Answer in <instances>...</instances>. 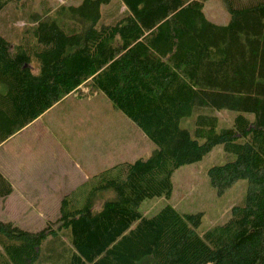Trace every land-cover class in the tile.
Segmentation results:
<instances>
[{
    "label": "trees",
    "instance_id": "trees-1",
    "mask_svg": "<svg viewBox=\"0 0 264 264\" xmlns=\"http://www.w3.org/2000/svg\"><path fill=\"white\" fill-rule=\"evenodd\" d=\"M206 1L82 0L45 6L18 42L0 34V144L86 85L156 146L93 176L84 202L66 196L43 230L0 220V264H264V0H221L224 25ZM222 109L237 112L231 125ZM218 144L236 158L209 169L217 193L248 181L226 222L201 231L202 212L140 210ZM12 191L0 171V198Z\"/></svg>",
    "mask_w": 264,
    "mask_h": 264
},
{
    "label": "crops",
    "instance_id": "crops-1",
    "mask_svg": "<svg viewBox=\"0 0 264 264\" xmlns=\"http://www.w3.org/2000/svg\"><path fill=\"white\" fill-rule=\"evenodd\" d=\"M110 104L103 92L84 85L0 144V171L13 186L5 201L0 198L1 221L5 218L29 231L43 230L60 217L66 196L80 193L85 196L82 201L86 200L92 191V176L117 164L143 159V131L121 110L113 106L139 130L127 123V139L121 146L125 158L113 159L109 134L86 123L88 116L96 113V123L102 125L99 119H103L107 124Z\"/></svg>",
    "mask_w": 264,
    "mask_h": 264
},
{
    "label": "rangeland",
    "instance_id": "rangeland-1",
    "mask_svg": "<svg viewBox=\"0 0 264 264\" xmlns=\"http://www.w3.org/2000/svg\"><path fill=\"white\" fill-rule=\"evenodd\" d=\"M81 1L82 0H19L18 2H11L0 11V34L18 42L20 38L29 34L26 30L31 28L32 15L41 13L45 6L53 9L62 4H78ZM115 1L116 0H114V2ZM117 6L118 4L114 3L109 8H106L104 12L108 9V11L116 14ZM204 13L208 20L216 24L224 25L229 21V14L221 0H207ZM22 34L23 36H21ZM97 104H100V101ZM101 107H103L101 109L104 113L106 110L104 109L105 106L103 105ZM115 111L113 105L110 104V117L107 124L103 119H99L103 122L102 125L96 123L98 118L96 113L92 118L88 116L86 123L95 131L100 130L101 132H107L109 134L108 140L111 143L110 154L115 156L113 159H118L124 157V154L121 155L123 153L121 146L123 140L126 141L127 139H125L124 136L125 127H127V123L134 124L123 116L121 117V114L119 115L121 112L117 111L116 113ZM114 113L116 114L114 115ZM216 115L220 118L222 126H228L234 122L237 112L222 109L217 111ZM134 127L136 126L134 125ZM182 127H192L191 120H184L182 122ZM135 129L139 131L137 127ZM141 135V157L147 159L156 146L149 138L144 136L142 132ZM137 138L136 136V139ZM105 155L106 151H104V157ZM127 156L126 160H129L131 153ZM235 158V154L227 152L223 144L216 145L213 150L206 154L201 160L184 165L175 171L173 175L174 191L170 199H147L142 203L140 210L146 215L151 216L169 203L182 213L202 212L204 216L203 223L200 227L201 231H205L216 224L226 222L230 216L231 208L244 199L247 192L248 181L246 179L239 180L232 188L227 190L224 194L219 195L216 188L210 183L208 171L213 166L226 164L227 162L233 161ZM103 199L104 197L98 199L97 207L101 205ZM4 222H7L5 218Z\"/></svg>",
    "mask_w": 264,
    "mask_h": 264
},
{
    "label": "built area",
    "instance_id": "built-area-1",
    "mask_svg": "<svg viewBox=\"0 0 264 264\" xmlns=\"http://www.w3.org/2000/svg\"><path fill=\"white\" fill-rule=\"evenodd\" d=\"M80 87H82V86H80ZM80 87H79V88H80ZM77 90H78V89H77ZM76 92H77V91H76Z\"/></svg>",
    "mask_w": 264,
    "mask_h": 264
}]
</instances>
